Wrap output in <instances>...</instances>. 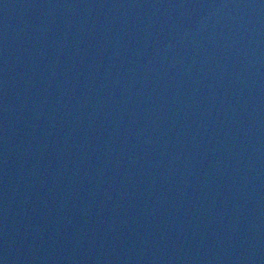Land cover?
Here are the masks:
<instances>
[{
  "label": "water",
  "instance_id": "obj_1",
  "mask_svg": "<svg viewBox=\"0 0 264 264\" xmlns=\"http://www.w3.org/2000/svg\"><path fill=\"white\" fill-rule=\"evenodd\" d=\"M2 264H264V0H0Z\"/></svg>",
  "mask_w": 264,
  "mask_h": 264
},
{
  "label": "snow or ice",
  "instance_id": "obj_2",
  "mask_svg": "<svg viewBox=\"0 0 264 264\" xmlns=\"http://www.w3.org/2000/svg\"><path fill=\"white\" fill-rule=\"evenodd\" d=\"M0 264H2V262H0Z\"/></svg>",
  "mask_w": 264,
  "mask_h": 264
}]
</instances>
